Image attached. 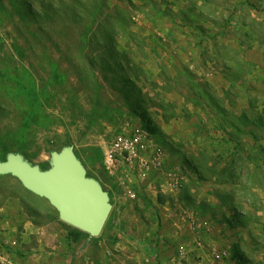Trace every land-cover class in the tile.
Segmentation results:
<instances>
[{
    "label": "rangeland",
    "instance_id": "rangeland-1",
    "mask_svg": "<svg viewBox=\"0 0 264 264\" xmlns=\"http://www.w3.org/2000/svg\"><path fill=\"white\" fill-rule=\"evenodd\" d=\"M138 127L181 173L177 192L165 173L104 170L113 140ZM0 145L2 160L41 171L70 147L107 192L98 237L68 226L74 264H145L143 248L183 264H235V252L264 264V0H0ZM20 191L0 176V206ZM31 199L25 209L59 218Z\"/></svg>",
    "mask_w": 264,
    "mask_h": 264
},
{
    "label": "water",
    "instance_id": "water-1",
    "mask_svg": "<svg viewBox=\"0 0 264 264\" xmlns=\"http://www.w3.org/2000/svg\"><path fill=\"white\" fill-rule=\"evenodd\" d=\"M10 175L30 193L45 199L59 220L90 238L100 235L111 211L109 197L101 185L87 178L72 148L52 153L50 169L41 171L19 154L0 160V176Z\"/></svg>",
    "mask_w": 264,
    "mask_h": 264
},
{
    "label": "crops",
    "instance_id": "crops-1",
    "mask_svg": "<svg viewBox=\"0 0 264 264\" xmlns=\"http://www.w3.org/2000/svg\"><path fill=\"white\" fill-rule=\"evenodd\" d=\"M19 190H21V200L26 197L37 198L38 202L43 200L27 191L20 183ZM20 198L17 195L11 198V202L17 201L15 207L7 204L0 206V264H74L75 256L72 248L80 242L76 241L78 237L71 233L69 225L61 222L57 217L42 215V212L36 208L39 206L25 209ZM21 206L23 211L19 210ZM24 210H27L26 214ZM3 244L6 246L4 250H2ZM141 251L149 252L150 254L147 255L155 257L158 262L152 261L154 258L150 257L152 259L145 261V264H183L180 258L172 260V256L175 257L174 250L168 248L158 253L149 248H143ZM185 252L187 254L186 250ZM203 254L201 253L198 258L203 259ZM184 260H187V257Z\"/></svg>",
    "mask_w": 264,
    "mask_h": 264
},
{
    "label": "built area",
    "instance_id": "built-area-1",
    "mask_svg": "<svg viewBox=\"0 0 264 264\" xmlns=\"http://www.w3.org/2000/svg\"><path fill=\"white\" fill-rule=\"evenodd\" d=\"M153 142V137L144 129L139 127L129 129L127 133L113 140L106 150L104 170L112 176L122 164H125L141 178L165 173L166 190L170 193L177 192L181 187V173L175 168L166 169L164 151L159 147H152ZM146 152L150 157L144 155ZM131 197L134 198V194H131ZM179 256L182 259L186 258L187 254L183 248H180ZM223 256L224 254H218L217 258Z\"/></svg>",
    "mask_w": 264,
    "mask_h": 264
},
{
    "label": "trees",
    "instance_id": "trees-1",
    "mask_svg": "<svg viewBox=\"0 0 264 264\" xmlns=\"http://www.w3.org/2000/svg\"><path fill=\"white\" fill-rule=\"evenodd\" d=\"M18 15H20V17L22 16V17H26L27 16V14L26 15H23V14H21L20 13V11H18L17 10V12H16ZM109 65H107V67H108ZM127 85H128V83H126L125 84V87L123 88V90H125L126 88H127ZM123 94V97L125 98V101H126V103L128 104V105H131V107L134 105V106H137V103H136V98H133V99H130V100H128L129 98L126 96V94L124 93V92H122ZM132 110H133V112L134 113H137V114H140V113H138V111L134 108H132ZM141 115V121H142V123H143V127L146 129V130H148L151 134H153V135H155L156 134V129H155V127H154V125L152 124V122L147 118L146 119V117H147V114H145V112H143V113H141L140 114ZM1 147H2V145H0ZM0 160L1 161H4V160H2L1 158H0ZM189 162V161H188ZM188 162H186L187 164H188V166L189 167H191V165L188 163ZM230 224V226L232 227V228H235V227H237V226H241V224L242 223H238L237 225L235 224V223H229ZM231 260L232 261H234L235 262V264H246L247 263V261H246V259L239 253V252H235V254H234V256L231 258Z\"/></svg>",
    "mask_w": 264,
    "mask_h": 264
}]
</instances>
